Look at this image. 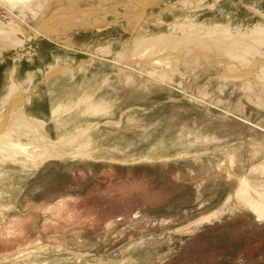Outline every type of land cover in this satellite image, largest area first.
Returning a JSON list of instances; mask_svg holds the SVG:
<instances>
[{"label":"rangeland","instance_id":"rangeland-1","mask_svg":"<svg viewBox=\"0 0 264 264\" xmlns=\"http://www.w3.org/2000/svg\"><path fill=\"white\" fill-rule=\"evenodd\" d=\"M21 3L0 0V8L4 11L16 4L22 19H45L40 10L22 9ZM141 6L140 27L128 29V21L121 16L125 12L117 7L120 18L106 30L81 29L65 40L56 35L60 24L57 31H51L56 36L48 33L55 43L33 39L23 20L14 23L17 45L1 43L11 32L0 21V97L17 94L23 111L43 119L46 131L57 141L60 129L49 96L54 91L44 76L51 66V70L63 67L56 58L64 55L67 45L71 50L66 59L80 88L93 80L103 89L114 82L123 89L109 91L100 98L101 104L95 100L92 107L69 115L72 126L87 118L119 119L122 111L135 107L123 117L122 129L101 146L98 143L102 152L157 157L218 150L168 161H47L51 163L40 173L22 176L27 179L22 183L23 191L36 188L35 203L50 205L53 222H18L19 209H0V229L5 235L0 241V261L25 250L24 258L19 255L0 264H28L30 260L35 264H220L226 257L222 255L225 244L220 240L212 244L205 237L215 231L225 235L222 224L226 223L211 221L240 211L264 220V198L257 190L264 186V171L257 173L261 183L251 177L254 167L264 166V133L257 125L264 124V0H142ZM63 16L66 24L70 18L66 13ZM127 65L136 68L134 74L127 71ZM86 68L88 72L82 73ZM155 75L171 88L148 83L147 77ZM178 89L222 109L230 107L242 120L228 122L210 107L179 99ZM32 91L35 95L29 103L27 94ZM174 97L179 101L170 100ZM234 141L239 143L229 146ZM244 141L249 145H242ZM93 142L99 141H89L87 147ZM76 144L67 152L78 153L85 147ZM250 178L256 185L245 192ZM237 190L245 193L236 198L239 209L231 211ZM43 245L52 247L37 253ZM262 251L264 257V245ZM240 260L228 264H241Z\"/></svg>","mask_w":264,"mask_h":264},{"label":"bare ground","instance_id":"bare-ground-1","mask_svg":"<svg viewBox=\"0 0 264 264\" xmlns=\"http://www.w3.org/2000/svg\"><path fill=\"white\" fill-rule=\"evenodd\" d=\"M39 1L40 3L38 2V0H22L21 8L30 11L36 9L40 10L41 14L45 17V19L41 22L35 21L34 19H29L26 16L25 17L23 16V18L26 19H22V17L17 15L18 13L15 10L16 4L14 7H9L8 9L5 8L4 11L0 8V21L2 23L4 21L3 24L7 26L9 28V32H11V35L9 33L8 37H6V39L3 38L1 43L3 42V40H5L4 44L8 43V44H12L13 46L17 45L15 41L16 30L14 29V23L19 20H23L27 22L31 30L30 32L33 35V39L38 37L42 39H47L48 41L55 43L56 41L51 36H49L48 33H51V31H57V27L60 26V24L62 26L60 32H58L57 34L54 33L53 35L51 33V35L52 36L58 35L57 37H61L63 39L65 38V40H67V38L70 39V35L72 34L73 31H78L81 29H83V31L91 30L92 33L93 32L100 33L104 29L106 30V28L114 25L115 21L118 20V18H120L119 15L121 14H118V12H116L117 7H121L125 12V16L124 15L121 16L122 18L128 21L127 22L126 20H124L128 23L127 24V26H129L128 29L133 26L135 27L137 25L140 27V25L142 24L141 21L144 18V17L142 18V12H143V6H141L142 0H39ZM154 3L156 4L155 1H153V3L151 4ZM65 7L69 9V11ZM5 11L8 13H6ZM65 13L66 15L68 14V18H70V20L66 24L62 23V20L64 18L63 15ZM113 13L114 16H112ZM109 15L110 17L112 16L111 20H109L110 19ZM106 18L108 19V22L105 21ZM49 22L52 23L51 27L47 25ZM39 29H41V32ZM37 33H39V35ZM65 49L66 52H64V55L58 57L61 59L56 58V60L60 61V63L63 64V67L62 68L57 67L58 69H56V67L54 66L55 69L51 70V68L53 67L51 66L50 71L47 74V77L44 76L46 79L45 84H48L50 91L51 90L54 91V94L51 97L52 107L51 106L50 107L53 109L54 112L56 127L60 129V132L57 136L58 139L57 141L53 140L49 132L46 131L47 124L43 119L37 118L34 115V113L33 114L25 113L23 111V107H24L23 102L17 94H13V96L10 98H6V96H4L3 98L5 99H3L0 103V209L1 212L2 211L9 212L11 211V209L15 207V202L24 188L22 181L27 180V179H22V176L24 175H26L27 177L28 175L32 176L33 174L38 172V170H40V168L42 167L43 163L47 161L67 162L69 161L68 159H74V160L85 159L86 161L114 160L121 163L136 162V161H161L162 159L168 161V159L180 160L182 158H187V157L190 158L199 155H206L209 153H214L216 152V150H218V148H215L214 150H211L210 148H205L198 150H188L170 156L163 155L157 157H154L151 153L133 154V155L123 153L122 155H118L116 154V152L110 153V150L106 152H102L100 148L101 144L106 140V138L110 134L113 135L115 130H120L123 128V122H124V120L122 121L123 117L127 114H130V111L133 110V108L135 107H130L122 111L119 119H116L114 117V118L106 119L107 121L103 120L104 122H101V120L98 119L87 118V119H81L80 120L81 122L79 121L74 126H72V117L69 115H72L73 113L78 111L81 112V110L83 108H86L87 105H90L93 102L96 103L95 100L96 101L98 100L100 102V98L102 97L103 99V95L108 94L107 92L109 91L119 93L123 89L121 87V83H115V82L112 83L108 88L103 89L99 87L98 83L94 84L93 80L89 82H85L80 88L78 86V83L74 79V69L70 67L69 61L68 59H66L68 58L67 53L68 51L71 50V47L66 45ZM37 50H39V47L35 48L36 53ZM58 61L57 63H59ZM66 63L68 64V66L66 65ZM126 69L132 74H134L136 70V68L131 65H127ZM188 69L189 71L191 70L190 67H188ZM88 70L89 69L86 68V70L82 73H86L88 72ZM158 77L159 76L156 75L152 77L151 76L147 77L149 78L147 79V82L151 84L154 83V85H159V86H170L169 82H166L163 78L161 79L160 77L159 78ZM124 89H127V86H124ZM177 91L179 93V97H178L179 99L180 98L186 99V101H188L189 103H195L200 106H206L208 109L210 107L214 111H216V113H218L219 115L221 114L220 117L225 121L238 123V121L240 122L242 120L230 109V107L228 108L226 107V109H222L216 105L217 103L215 105L208 104L207 101H204V99L201 98L196 99L195 97H193L192 94L187 93V91L185 90L178 89ZM207 97L208 96H204V98ZM170 100L175 102L179 101L176 97ZM257 125L263 130L264 133V124H258L257 122ZM89 141H99V142H93L92 147L89 148L87 147ZM76 143L78 144L83 143L85 147L79 148L78 153L77 150L72 152H67L68 149L76 147L77 146ZM98 143L100 144V146ZM238 143H239L238 141H234L230 143L229 146L230 145L234 146V144H238ZM242 145L248 146L249 143L247 141H244ZM77 155H82V156L75 157ZM262 171H264V166L261 167L257 166L254 167V172L253 173L251 172V177L255 179L257 178L256 183L260 182L257 181L258 178H260L257 173H260ZM31 176L29 178H31ZM252 178L246 181V183L248 182V185L246 187V190H244L245 192H247V188H250V186H252L253 188V184H255L254 182L255 179L251 182ZM255 189H253V192L252 191L251 192L254 193ZM257 190H259L260 193L258 194L259 197L264 198V194H263L264 186L259 185ZM244 191L241 192L237 190L236 192L233 193L232 201L230 202L231 211L239 209V204L236 203L237 202L236 198H239L240 194L243 193ZM243 195L244 194H242V196ZM234 199H236V201H234ZM50 247L52 246L45 245L41 247L37 251V253L40 250H45ZM37 253L35 254V256H38ZM23 255L24 254H20V256L24 258ZM20 256H17L15 259H18ZM28 264H35V262L30 260Z\"/></svg>","mask_w":264,"mask_h":264},{"label":"crops","instance_id":"crops-1","mask_svg":"<svg viewBox=\"0 0 264 264\" xmlns=\"http://www.w3.org/2000/svg\"><path fill=\"white\" fill-rule=\"evenodd\" d=\"M34 93L35 91H32L31 94H27L29 103H32ZM49 96L51 98L52 94H49ZM1 100H2V95L0 97V101ZM29 110L32 111L30 108ZM46 118L47 117H45V119ZM71 161H76V160H71ZM52 162H62V161H52ZM49 163L51 162H47L46 164H44L41 167V169L37 172V174L40 173ZM92 163H109V162H92ZM110 164H115V163H110ZM36 191H37L36 188L26 187L24 191L23 190L21 191L20 194H22V196L20 199H19L20 196H18V199L15 202V207L11 209V211L19 209L20 215L17 220L18 222H53L52 216H49V212H48L49 209L51 208L50 205L48 207H44V206H39L37 202L36 203L34 202L35 200L34 196L36 195L35 193H37ZM200 221L201 219H199L197 222ZM163 222L166 221L163 220ZM211 222L226 223V224H222V231L226 232L225 235L218 236V232L215 231L211 235L208 234L205 237L208 239L210 238V242L212 244L215 241L219 242V240L221 243L225 244V250L223 251L222 255L226 257L223 258L224 261L223 260L220 261V264L223 262L224 264L231 263V260L232 262L233 261L235 262V258L241 259L240 260L241 264H245L247 258L250 259L254 257H257L258 261H256L253 264H261L264 262V257L262 256V252H263L262 247L264 245V220L259 219L257 215H254L251 212L240 211L235 214L225 215L221 219L213 220ZM4 236H5L4 232L2 231V229H0V241L3 240ZM58 246H62V245H58ZM23 251H20L18 254L14 255L13 258L12 257L5 258L0 262H4L6 260L9 261L15 260V258L19 256ZM72 252H77V251H72ZM249 253H252L254 256L249 255ZM196 259L197 257L195 258V261ZM250 262L251 261L249 262L247 261V264H250Z\"/></svg>","mask_w":264,"mask_h":264}]
</instances>
